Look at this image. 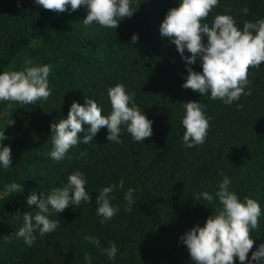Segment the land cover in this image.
<instances>
[{"label": "trees", "instance_id": "16d2710c", "mask_svg": "<svg viewBox=\"0 0 264 264\" xmlns=\"http://www.w3.org/2000/svg\"><path fill=\"white\" fill-rule=\"evenodd\" d=\"M179 3L131 0L135 13L110 29L95 23L85 26V7L55 13L35 0H0V73L51 67L47 100L34 105L0 101L7 137L2 143L11 147L13 163L8 169L0 166V264H89L86 253L92 257L90 264H152L141 260L133 246L182 227L203 226L220 205L197 201L196 196L204 191L215 196L223 179L220 172L230 178V190L240 200L250 195L261 206L259 229L251 233L254 245L249 260L264 243V63L249 69L251 95H242L232 105L211 100L210 93L201 96L183 88L186 62L159 31L169 9ZM244 7L249 9L247 15ZM224 13L233 16L242 31L244 21L264 19V0H219L203 22L211 26L214 17ZM134 33L138 34L135 43ZM203 42L207 43L206 36ZM184 55L191 54L185 49ZM191 67L202 71L200 59ZM116 84L135 93L134 102L153 122L152 136L136 142L122 126L123 143H112L105 126L90 143L70 148L63 160L51 159V123L66 118L73 101L83 105L85 96L95 99L107 116L111 112L108 88ZM188 101L206 105L203 110L210 127L203 145L187 147L182 140V105ZM84 134L78 135L82 139ZM74 170L84 173L91 203L52 212L49 218L60 226L43 237L35 232V242L27 246L16 235L24 213L38 211L27 198L32 192L42 198L41 194L64 186ZM121 179L123 189L111 194V203L119 211L100 223L98 191ZM12 183L21 184L22 191L10 192ZM128 188L135 189L130 212L125 211L124 200ZM88 235L99 238L100 248L84 239ZM110 241L118 249L114 260L101 251ZM235 264H241L238 257Z\"/></svg>", "mask_w": 264, "mask_h": 264}, {"label": "clouds", "instance_id": "9594fccd", "mask_svg": "<svg viewBox=\"0 0 264 264\" xmlns=\"http://www.w3.org/2000/svg\"><path fill=\"white\" fill-rule=\"evenodd\" d=\"M37 5L44 9L64 13L75 12L81 7L87 9L83 20L85 26L93 23L104 28L116 29L119 22L131 17L136 9L131 7V0H35ZM219 0H180L178 7L169 9L160 24L159 31L162 37H167L174 43L181 58L186 62L187 77L182 87L198 92L201 96L210 93L211 100H221L226 105H232L242 95H251L248 87L250 68H259L264 63V19L254 22L244 21L241 31L236 25L233 16L224 13L217 14L209 26L203 22L209 13L217 7ZM243 14L249 9L244 7ZM207 37V43L203 37ZM138 34H133L131 41L135 43ZM185 49L191 54L185 56ZM200 59L202 71H195L191 65ZM51 67H26L23 70L3 71L0 73V101H13L20 104L34 105L39 100H47L51 95L48 77ZM247 88V91L245 89ZM111 112L102 115V108L95 99L85 96L82 105L73 101L67 117L59 122L51 123L52 150L51 159L61 161L69 149L88 144L102 127H107V140L112 143H123L120 138L122 126L136 142H144L152 136V121L149 120L138 105L134 102L135 93L129 94L123 84H116L108 88ZM184 115L182 125L185 128L182 140L187 147L203 145L205 143L209 118L204 113L203 105L197 101L183 103ZM242 109L243 104H238ZM90 127L85 129L84 125ZM79 133H85L81 139ZM7 137L0 131V166L8 169L12 166V150L3 145ZM85 154L86 153H82ZM223 179L218 183V190L213 194L204 191L196 196L214 204L218 201L219 207L207 217L203 226L197 224L184 233L180 239L187 246L190 257L195 264H235L238 257L241 264H264V243L251 253L254 240L251 238L253 230L259 229L261 206L250 195L240 200L236 192L230 190L231 180L220 172ZM86 178L83 172L74 170L67 177V183L48 191L46 196L38 198L35 192L29 195L27 203L36 205L38 211L24 213L23 226L16 231L18 238H23L27 246L31 247L36 240L35 232L43 237L54 232L60 223L50 219L52 212L61 213L67 207L76 206L81 202L91 203V196L86 191ZM124 181L119 184H110L99 189L96 196V214L102 217L100 223L111 220L119 211V206H113L112 193L123 189ZM10 192L22 191V185L12 183ZM135 189L128 188L124 193L127 203L125 211H131ZM97 248L100 240L91 235L85 236ZM109 260H114L117 246L109 242V247L102 248ZM92 257L85 254V260L91 262Z\"/></svg>", "mask_w": 264, "mask_h": 264}, {"label": "rangeland", "instance_id": "374dc122", "mask_svg": "<svg viewBox=\"0 0 264 264\" xmlns=\"http://www.w3.org/2000/svg\"><path fill=\"white\" fill-rule=\"evenodd\" d=\"M6 120L0 115V131L6 133ZM191 227H182L170 234L144 239L133 246L138 257L146 263L167 264L169 261L182 260L195 264L190 257L187 246L180 237L189 231Z\"/></svg>", "mask_w": 264, "mask_h": 264}]
</instances>
